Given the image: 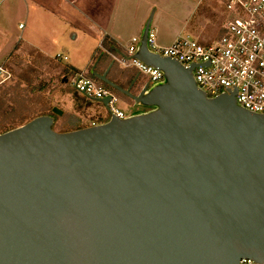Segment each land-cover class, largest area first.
<instances>
[{
  "label": "water",
  "instance_id": "1",
  "mask_svg": "<svg viewBox=\"0 0 264 264\" xmlns=\"http://www.w3.org/2000/svg\"><path fill=\"white\" fill-rule=\"evenodd\" d=\"M150 25L135 56L162 82L136 94V79L108 78L113 62L93 73L155 108L63 132L41 115L0 133V264L264 262V115L209 97L192 67L149 49Z\"/></svg>",
  "mask_w": 264,
  "mask_h": 264
},
{
  "label": "built area",
  "instance_id": "2",
  "mask_svg": "<svg viewBox=\"0 0 264 264\" xmlns=\"http://www.w3.org/2000/svg\"><path fill=\"white\" fill-rule=\"evenodd\" d=\"M226 9L231 18L225 23L222 35L212 43L185 33L170 45L162 46L157 41L156 30L150 28L148 47L155 53L177 60L185 67H192L199 88L209 97L234 94L242 107L264 115V0H227ZM140 42V37H134L126 55L121 53L120 59H112L113 63L120 62L124 69L133 67L137 70L138 74L132 79H136L131 90L133 93L140 77H144V87L164 80V73L160 69L135 56ZM62 58L67 59L66 56ZM94 71L96 69L93 67L81 70L68 80L69 85L86 97L98 101L109 96L107 110L110 116L125 118L133 115L123 110L120 102L124 97L134 104L136 102L99 79ZM10 77L9 68L0 63V83ZM239 264L264 262L243 257Z\"/></svg>",
  "mask_w": 264,
  "mask_h": 264
},
{
  "label": "rangeland",
  "instance_id": "3",
  "mask_svg": "<svg viewBox=\"0 0 264 264\" xmlns=\"http://www.w3.org/2000/svg\"><path fill=\"white\" fill-rule=\"evenodd\" d=\"M226 1L202 0L199 4V0H180L185 7L198 6L189 21L188 33L207 43L219 38L225 23L231 18L226 9ZM23 13L19 0L0 2V63H4L11 72L10 79L0 83V106L4 105L7 112L12 111L15 106L26 107L27 120L58 107L63 113L56 114L54 129L59 132L78 126H90L105 119L109 112L102 102L85 95L82 96L84 99L79 98L81 93L74 88L71 91L68 81L64 82L63 67L67 63L84 66L87 60L86 55L79 58L70 55L76 47L73 45L78 43L68 42L64 43L65 47H58L67 54L66 60L59 56L44 55L27 44L30 43L29 31L25 33L27 29L19 27L20 22H25ZM149 18L151 28L157 29V41L160 45L170 42L178 34L181 19L171 18L169 11L159 9L157 14L154 8ZM124 98L120 103H124L122 109L129 114L155 108L154 105L134 104ZM3 112L0 111V132L4 127L20 124L19 119L14 124L5 122Z\"/></svg>",
  "mask_w": 264,
  "mask_h": 264
},
{
  "label": "crops",
  "instance_id": "4",
  "mask_svg": "<svg viewBox=\"0 0 264 264\" xmlns=\"http://www.w3.org/2000/svg\"><path fill=\"white\" fill-rule=\"evenodd\" d=\"M19 5L25 21L19 27L27 29L25 33L29 31V46L49 57L68 58L58 47L78 43L73 45L76 47L70 55L74 58L86 55L84 66L67 64L80 71L93 67L99 73L109 69L112 59H120L121 53L126 55L134 37L142 38L154 8L157 14L162 9L169 11L171 18L181 19L178 34L162 46L173 43L181 33H188L189 21L198 9V6L186 8L180 0H19ZM123 67L120 62L113 63L108 78L126 88L138 73L133 67ZM144 84V77H140L134 93L140 92Z\"/></svg>",
  "mask_w": 264,
  "mask_h": 264
},
{
  "label": "trees",
  "instance_id": "5",
  "mask_svg": "<svg viewBox=\"0 0 264 264\" xmlns=\"http://www.w3.org/2000/svg\"><path fill=\"white\" fill-rule=\"evenodd\" d=\"M63 68H64L63 70H64V73H65V75L63 77L64 82L68 81L72 76H74V75H76L77 73L80 72L79 69L75 68L72 65H68V64H66ZM72 90H73V88L71 89V91ZM68 91H70V89ZM76 96H78V95H76ZM82 96H84V95L81 94V96H79V98H83L84 99V97H82ZM53 108L49 112H44L42 114H39V115H36V116H32L29 120H27L28 115L25 114V111L27 110L26 107L15 106V108H13L12 111L7 112L6 109H5V106L1 104L0 111H4L3 114H4L5 122H9L11 124H14L16 122V120L19 119L20 120V124L4 127V129L0 133H3V132H6L8 130H11L13 128H16V127H18V126H20L22 124H25L26 122L30 121L31 119H33V118H35L37 116H41V115L52 116L54 118V124H55L56 114L53 112ZM110 118H111V116L108 115L105 119L99 120V122L97 124L107 122V121L110 120ZM83 127H87V126H78V127L73 128V129H70V130L79 129V128H83Z\"/></svg>",
  "mask_w": 264,
  "mask_h": 264
},
{
  "label": "flooded vegetation",
  "instance_id": "6",
  "mask_svg": "<svg viewBox=\"0 0 264 264\" xmlns=\"http://www.w3.org/2000/svg\"><path fill=\"white\" fill-rule=\"evenodd\" d=\"M138 113H141V112H138ZM137 114V113H136Z\"/></svg>",
  "mask_w": 264,
  "mask_h": 264
}]
</instances>
